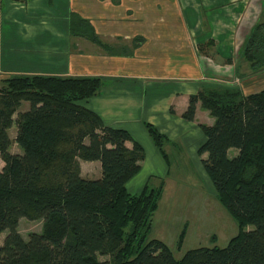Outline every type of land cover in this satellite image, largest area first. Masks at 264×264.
<instances>
[{
  "label": "trees",
  "instance_id": "16d2710c",
  "mask_svg": "<svg viewBox=\"0 0 264 264\" xmlns=\"http://www.w3.org/2000/svg\"><path fill=\"white\" fill-rule=\"evenodd\" d=\"M240 57L252 69L264 70V20ZM103 86L99 77L4 80L0 238L7 235L0 242V264H264V90L242 98L237 90L210 88L190 97L185 121L195 122L200 103L215 119L213 126L200 125L206 141L199 153L208 154L204 170L239 233L225 248L200 247L177 259L163 241L148 238L165 182L153 187L150 180L141 193H130L127 184L145 160L143 147L128 131L105 126L80 104ZM23 103L30 105L27 111L20 110ZM145 127L163 152L168 138L150 124ZM13 144L21 154L12 152ZM234 150L238 154L230 157ZM81 162H99L101 178H84ZM24 219L42 221V232L25 239L19 231ZM180 238L183 242L184 232Z\"/></svg>",
  "mask_w": 264,
  "mask_h": 264
},
{
  "label": "rangeland",
  "instance_id": "374dc122",
  "mask_svg": "<svg viewBox=\"0 0 264 264\" xmlns=\"http://www.w3.org/2000/svg\"><path fill=\"white\" fill-rule=\"evenodd\" d=\"M164 1L166 0H78L79 10L75 13L71 12L68 18L70 26L74 29L77 23L78 27L76 29L87 28L88 25L86 24H90L91 21H98L101 28L107 27V30L112 34L118 31L122 32L123 35L126 33V37H130L129 43H132V45L125 51L127 46L123 47L124 43L119 42L121 37L118 35H115L118 42L115 39V42L111 43L109 41L102 43L100 39L90 41V39L78 35L80 42L77 43L74 40L71 45L69 40L71 35L64 34L62 31L64 28L61 27L65 21L59 24L62 10L58 7L57 9L54 8L53 0H36L34 4H30V6L35 7V10L29 9V0L19 3L14 0L10 3L6 0L4 2L0 0V88L4 86V80L16 75H40L29 73L34 70V72H37L40 68L42 71H52L56 65L62 67L67 63L66 54L74 56V58L79 55V58L82 57L81 62L88 65L89 69L90 64L97 65L98 62H105L100 58L97 60L94 53H100L101 57H108L116 52L120 53L119 56H124L125 52L131 54V52H134L133 44H135V40L140 41V38H134V34L137 33L135 28L143 30V32L139 30L138 32L152 35H155V29L158 33V29L160 36L157 35L159 38L155 36V40L159 39L156 42L157 48L175 49L180 48L184 43L190 44L193 48L199 47L204 40L216 39L222 28L228 29L227 26L223 27L222 24H227L230 19H234V21L230 22L228 27L230 30H235V24L233 23L236 21L238 13L245 8L246 12L239 26L238 34L235 37L228 33L220 34L219 39L221 44L225 46L232 45L231 41H234L232 38L235 39V54H238V57L237 54H234V57H237L235 65L229 66L230 64L228 65L222 60H213L211 64L208 63L207 65L215 72L220 73L221 76L216 80H212L211 77L214 75H211V71L213 70L208 71L209 68L205 67L207 70L206 77L209 78V75H211L212 81H205L202 90L209 91L210 88L220 92L223 90H237L242 94V98H247L253 93L264 90V70L252 69L251 64L240 57V48L242 49L255 26L264 20V0H249L246 3L242 0H229L223 7L215 8L212 12H204L202 16L201 13L196 12L195 16H188L183 19L179 18L180 6L178 4L172 5L170 2L162 4ZM6 2L9 5H6ZM14 2L21 4L23 7H15L12 4ZM198 6L199 4L196 5V7ZM184 15H188L187 12ZM126 16L132 17L123 20ZM124 25L131 26L130 32L124 29ZM186 26H188L187 30ZM88 28L90 29H87L86 32H90L91 38L94 28ZM214 28L217 31L216 33L214 32L213 35L207 33L209 30L213 31ZM29 30L30 33H38L39 31L41 40L25 42V39L29 38L25 37ZM227 38L230 39L229 42H227ZM142 41H145V39ZM93 43L102 49L97 50L98 47L94 46ZM168 43H170V47ZM205 44L209 49L213 47L211 44ZM205 44L203 43V45ZM203 45H201V48L205 49L206 46ZM40 52L45 53V55L40 56ZM46 66L50 68L46 69ZM138 72L141 71L138 70ZM29 107L28 103H23L20 110L24 111L25 109L27 111ZM16 132V127H13L10 131L13 141ZM143 143L146 144L145 139ZM145 147L148 153V161L143 166L142 172H139L129 181L133 184L131 186H134V182L142 183L144 181V189L151 180V186L158 187L162 182H165L166 178L147 177L152 174L164 176L166 173L168 174V171L171 175L169 176L171 178L166 180L168 182L163 198L166 205L162 206L160 213L154 215L148 238L163 241L177 259L182 258L187 251L200 247H227L231 239L238 235L239 225L218 198L214 197V195L217 196V192L212 182L209 181V177H206L203 172L201 162L197 160L196 162L192 156L187 161H183L177 154H173L169 156L170 166H166L165 169L164 162L162 164V161L157 162L153 158L150 146L146 144ZM156 149L160 152L157 147ZM18 151H20L19 146L13 144L12 152L17 154ZM236 154L237 151H231L230 157ZM0 165H3L1 159ZM83 166L82 176L84 178L93 180L101 178V167L99 165L85 163ZM83 166L81 165V169ZM173 173L178 177L173 178L176 177ZM205 182L208 187L206 192L201 186L202 184L205 186ZM179 190H182L183 193L179 194L177 192ZM180 222L181 224H179ZM251 228L253 229V227H248L247 230ZM42 229V221H28L25 219L20 221L19 231L25 239H28L32 233H41ZM182 231L185 238L183 242H180L179 235ZM6 235L7 233L1 236V243L4 242ZM99 258L101 261L110 259L107 256H99Z\"/></svg>",
  "mask_w": 264,
  "mask_h": 264
},
{
  "label": "crops",
  "instance_id": "0c3cea01",
  "mask_svg": "<svg viewBox=\"0 0 264 264\" xmlns=\"http://www.w3.org/2000/svg\"><path fill=\"white\" fill-rule=\"evenodd\" d=\"M4 1L5 0H3V2ZM6 1L8 3L13 2V0ZM35 1L36 0H30L28 2L29 9L35 10L34 6H30V4H34ZM227 1L229 0H166L162 2V4H166L165 2H170L172 5L178 4V6H180L179 18L183 19L187 18L188 16H195L196 12L201 13V16L204 12H212L215 8L223 7L224 4L228 3ZM242 1L246 3L249 0ZM7 2L6 5H9ZM18 3L14 2L12 4L15 7H23ZM53 4L55 5V9L58 7L62 10L61 17L59 15V24H61L62 21H65L64 25L61 26L64 28L62 31L64 34H68V36L71 35L69 39L71 45L74 43V40H76L78 43V35L80 33L89 36L84 38H88L90 41L100 39L102 43H107L108 41L111 43L117 39L115 35H118L121 37V41L119 42L124 43L123 47H125V45L127 46L125 51H127V48L132 45V43H129L130 37H126V33L123 35L122 32L118 31L117 33L112 34L107 30V27L101 28L100 22L98 21H91L87 28H81L82 30L76 29L78 27L76 23V27L73 29V27L70 26L68 18L70 17L69 15L71 12L75 13L79 10L78 0H53ZM197 4H199L198 7H196ZM185 12H187L188 15L185 16ZM245 12L246 10L244 8V10H241V12L238 13L236 21L233 23L235 24V30H230L228 27V24L234 21V19H230L227 21V24H222L223 27L227 26L229 30L222 28L219 33H228L235 37L238 34L239 26L241 25V21L242 18H244ZM127 17L132 16H126L123 18V20H125ZM4 19L6 18L4 17ZM88 27L94 28L93 36H91V38L89 35L90 32H86L87 29H90ZM123 27L125 30L130 32L131 26L124 25ZM185 28L187 30L188 26ZM135 30L137 33L134 34V38H140V41L135 40V44H133L134 52H131V54L125 52L124 56H119L120 53L116 52L113 55H109L110 57H101L100 53H94L97 60L100 58V60L102 59L105 62H98L97 65L94 63L93 65L90 64V69L88 65H84L81 62L82 57L79 58V55L74 58V56H68L66 54L65 56L67 57V63L62 65V67L56 65L54 67L55 70L53 69L52 71H42L40 68L37 72H34V70L30 71V73L28 71V73L65 77L97 76L102 78L104 81V86L100 93L91 99L82 101L80 104L96 113L102 119L105 126L128 131L132 138L143 147L145 151V160L140 163V173L142 172L143 166L148 161V153L145 149L147 144L150 146L153 158L157 162L162 161V164L164 162L165 169L166 166H170V155L177 154V156H179L183 161H187V159L192 156L195 161L197 160L201 162L202 170L206 177H208L202 163L204 160H207L208 154L199 153L201 144L206 141V136L201 130L200 125L213 126L215 124V119L208 111H205L201 107V103L197 107L195 122L185 121L182 118V115L188 109L190 97L202 91L203 85H205L207 81H210L211 78L212 80H216V78L221 76L220 73L215 72V70L210 68L209 65H207L208 63L211 64L213 60H222L228 65L230 64L229 66L235 65V59L238 57V54H235V39L232 38L234 40L233 42L231 41L232 45L225 46L221 44L219 40V34L216 39L210 38L204 40V44L207 43L213 45L211 49L207 48L206 44L203 45V43L201 45L206 46L205 49L201 48V45H199V47L193 48L190 44L186 43L182 44L180 48L163 49L157 48L156 42L159 39L155 40V36L159 38L157 36L159 35L158 29V33L155 29V35L142 33L143 30L140 28H135ZM138 30L142 32H138ZM214 32H217L215 28L213 31H207L208 34L212 33V35ZM39 35V31L38 33H30L29 30L25 34V37H29L25 39V42L40 41L41 39L39 38ZM122 36H124L123 39ZM30 37L34 38L31 39ZM144 39L145 41H142ZM210 41H212V43H210ZM229 41L230 39L227 38V42ZM116 42H118V39ZM168 44L170 47V43ZM93 45L98 47L97 50L102 49L100 46L95 45L94 43ZM234 54L237 57H234ZM39 55L44 56L45 53L42 54V52H40ZM86 61L88 60L86 59ZM205 67L209 68L208 71L213 70L211 71V75L214 76L211 77V75H209L211 78L206 77L207 70ZM49 68L50 67L46 66V69ZM138 70L141 72H138ZM145 124H150L156 127L161 134L168 138V142L165 144L163 152H159L156 149V145L150 137ZM144 139L146 144L143 143ZM126 146L129 149L133 148V144L131 142H128ZM21 153V150L17 152V154ZM85 163L89 162H81V165L83 166ZM94 164H97L101 167L99 162H94ZM175 169L178 170L177 167H175ZM155 170L157 169L155 168ZM82 171H84V166L82 167ZM169 172L170 171H168V174L166 173L164 175L165 177L152 174L147 178H166V189L168 182L166 180L171 178L169 177L171 176L169 175ZM203 172L201 171L202 174H204ZM173 174L175 175V173ZM177 177L178 176L173 178ZM131 185H133L131 182L127 184L128 191L132 194H139L143 190L144 181L142 183L134 182V186ZM201 186L206 192V188H208L206 182L205 186L204 184ZM165 189L159 208L155 214L160 213L162 206L166 205L163 201ZM177 192L179 194L183 193L182 190ZM214 197L216 196L214 195ZM179 224H181V222ZM182 233L183 231L180 233V235Z\"/></svg>",
  "mask_w": 264,
  "mask_h": 264
}]
</instances>
